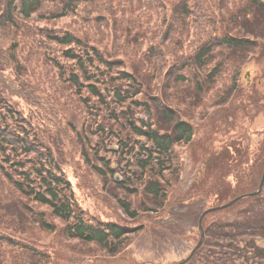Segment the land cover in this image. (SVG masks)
Returning <instances> with one entry per match:
<instances>
[{
  "label": "trees",
  "instance_id": "16d2710c",
  "mask_svg": "<svg viewBox=\"0 0 264 264\" xmlns=\"http://www.w3.org/2000/svg\"><path fill=\"white\" fill-rule=\"evenodd\" d=\"M228 1L239 0H219L217 4L212 0L211 4L220 8ZM248 3V17H264V0H248ZM202 4L203 0H21L20 4L17 0H0V264H56L54 261L59 256L55 252L37 241L18 236L20 231L31 235L39 230V236L41 231L63 233L68 239L97 243L113 254L120 253L135 232L127 225L91 216L80 206L73 183L51 147L34 131V122L11 103L24 96L18 84L29 88L35 78L46 76L52 59L54 63L57 61V57H52L55 47L62 61L75 64L67 81L79 102L78 113L98 114L96 119L106 122L103 110L107 109L112 120L109 127L98 128L100 134L118 141L116 154L137 158L134 170L128 172H123L121 166L114 168L109 162L95 165L93 170L105 179L110 174L115 177L120 170L126 182L114 180L120 189L137 194L138 186L142 185L158 205L164 203L168 194L164 177L167 172H179L175 147L191 143L195 136L192 123L179 116L181 109L173 105L175 100L186 104L196 101L199 95L208 103L207 92L218 86L225 73L233 76L231 84L238 88L235 80L238 64H243L241 59H247L260 46L254 39L233 33L227 25L217 30L218 35L202 33L198 27L203 22ZM243 22L249 27L247 21ZM75 24L79 28H72ZM120 37L130 46L132 61L145 65L143 73L152 68L151 56L156 55L160 60L165 54L164 65L158 67L155 62L148 72L149 81L144 82L140 74L131 70L123 55H109L102 47L105 41L114 45ZM164 43L177 50L170 53L175 57L159 48ZM36 63L41 68L44 64L43 70L32 75L31 66ZM59 65L55 64L58 68ZM7 70L11 72L6 73ZM50 73L58 86L56 82L61 81V74L56 78ZM178 92L183 93V101L176 98ZM30 94L34 99L39 98L33 92ZM219 96L221 102L230 97ZM139 112L144 116H138ZM133 138L139 144L138 153V147L131 145ZM237 143L212 152L205 161L210 171L223 169L218 184L223 191L216 193L222 203L243 193L233 189L230 183L225 186L226 169L239 163L240 184L256 175L258 184L262 176L264 153L251 166L250 158L241 162L228 151H233ZM235 151L241 152L237 148ZM220 159L229 164L225 162L223 167ZM121 202L130 217H137L130 201ZM42 208H47L50 214ZM51 216L62 223L61 229L50 220ZM207 233L208 251L202 256L205 264H242V259L252 258L251 254L240 253L246 251L240 245L242 242L251 243L248 253H258L259 260L264 258V246L254 244L255 239L248 237L264 234V213L243 222L215 220L209 224Z\"/></svg>",
  "mask_w": 264,
  "mask_h": 264
},
{
  "label": "rangeland",
  "instance_id": "374dc122",
  "mask_svg": "<svg viewBox=\"0 0 264 264\" xmlns=\"http://www.w3.org/2000/svg\"><path fill=\"white\" fill-rule=\"evenodd\" d=\"M203 1L201 9L204 12L203 22L198 25L202 33L211 34L212 32L218 35L217 30L227 25L233 33L239 32L240 35H248L250 30L263 35L261 33L264 32V17L261 15L254 19L252 15H249L251 18H247L250 10L248 0L228 1L225 7L220 8L213 7L212 0ZM213 1L216 4L219 2V0ZM244 20L248 22L250 29L241 27ZM72 28H79V26L75 24ZM259 42L260 46L252 57L249 55L247 59H241L240 62L243 64H238V75L235 77L236 84H239L238 88L231 84L233 76L225 73L218 86L211 92L210 90L207 92L210 95L208 103L202 101L199 95L196 101H188L186 104L175 100L173 105L181 109L179 116L192 123L195 136L191 143L175 147L179 172L166 173L164 179H166L165 187L168 194L165 202H159V205L154 197L142 190V185L138 186L137 194H130L120 189L114 180L117 178L126 184L124 175L119 174L114 177L110 174L105 179L93 170V166L109 162L113 163L114 168L121 166L123 172H128L130 169L128 163L134 162L135 155L116 154L114 149H119L118 141H111L109 137L105 138L100 134L98 128L109 127L112 120L107 109L103 110L106 122L98 121L96 119L98 114L85 116L78 113L79 102L67 81L69 74L74 72L75 64L72 61H62L54 47L52 57H57V61L54 63L52 59L51 70L49 67L46 69L48 74L46 76L41 74L40 80L35 78L33 85L30 84L29 88L18 84L22 93L25 92L24 96L15 98L11 103L18 110L23 111L28 120L34 122L36 126L34 131L41 134L51 147L55 158L61 163L62 169L73 183L80 206L91 216L95 215L104 221L127 225L135 229V232L129 237L126 246L119 254H113L96 243L68 239L63 236V233L53 234L41 231L42 236H39L40 231L35 230L31 235L21 231L17 235L37 241L42 247L55 252L59 256L54 261L56 264H179L186 259L202 239L200 217L203 211L223 205L230 200L219 202L216 193L223 191L218 186L222 181L223 169L219 167V169H212L213 172L210 171L211 169H208L205 163L206 159L212 155V152H219L222 148L225 150L233 142H238L236 145L240 144L238 150L241 152L235 151L236 146L233 151L232 149L228 151L236 156L238 161L243 162L246 157H249V155L245 156L244 148H251L250 156L254 159L255 150L264 145V45H261L264 41ZM102 47L107 53L109 52V55H123L126 65L130 63L131 70H135L146 82L149 81L148 72L155 66V62L158 63V67H162L166 60L165 54L160 60L155 57L156 55L151 56L152 68L143 73L142 69H145V65L132 61L130 55L132 50L121 37L115 40L114 45L105 41ZM164 47L163 44L159 46L163 52L167 51L170 56L175 57L170 53H175L177 50L166 43ZM58 63L61 66L59 68L55 66V64L58 66ZM43 66L44 64L41 68L38 63L36 66H31L32 75L34 72L41 73ZM234 69L236 70L235 66ZM50 71L56 78H60L61 74V81L56 82L58 86L54 84ZM9 72L11 71H6V73ZM216 90L217 92L214 93ZM31 92L39 98L34 99ZM182 94L176 95L179 101L184 100ZM219 95L227 99L230 97L226 102L223 100V103ZM110 101L116 103L111 97ZM138 116L143 117L144 113L139 112ZM125 123H129L128 120H125ZM133 139L131 145L139 147V144L135 143L137 139ZM212 148L213 151L210 150ZM101 158H105L104 161H100ZM225 162L229 164L227 160L220 159L223 167ZM238 165L239 163L235 168L226 169L228 176L223 178L225 186L230 183L233 189L236 187L242 192L249 189L255 190L257 186L250 187L249 181L243 186L238 184L240 181L236 176ZM121 200L131 202L132 210L137 211V217L132 218L126 213ZM262 200L263 202H254L251 206L245 200L239 202L231 211L211 213L204 219L203 228L207 229L215 220L235 221L242 218L241 212L244 214L247 209L250 210V214L262 212L264 211V193ZM42 209L50 214L47 208ZM50 220L57 222L59 229L62 228V223L58 219L51 216ZM200 250L195 259L188 264H205L202 262V256L208 249L205 247ZM241 251L247 254L244 250Z\"/></svg>",
  "mask_w": 264,
  "mask_h": 264
},
{
  "label": "water",
  "instance_id": "95a60500",
  "mask_svg": "<svg viewBox=\"0 0 264 264\" xmlns=\"http://www.w3.org/2000/svg\"><path fill=\"white\" fill-rule=\"evenodd\" d=\"M263 184V183H262ZM262 186V185H261ZM234 203V201H232V202H230V203H228V204H226V205H224V206H221V207H217V208H213V209H210V210H207L203 215H202V218L207 214V213H209L210 211H215V210H218V209H222V208H225V207H227V206H230L231 204H233ZM202 218H201V220L200 221H202ZM202 228V227H201ZM200 244H201V242H200ZM200 244L197 246V248L200 246ZM196 248V249H197ZM195 249V250H196ZM194 250V251H195ZM194 253V252H193ZM181 264H183V263H181Z\"/></svg>",
  "mask_w": 264,
  "mask_h": 264
}]
</instances>
